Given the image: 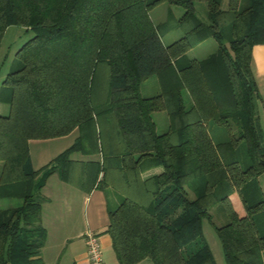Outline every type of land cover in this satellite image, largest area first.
<instances>
[{"label":"trees","instance_id":"trees-1","mask_svg":"<svg viewBox=\"0 0 264 264\" xmlns=\"http://www.w3.org/2000/svg\"><path fill=\"white\" fill-rule=\"evenodd\" d=\"M161 1L183 7V33L169 43L165 21L149 14ZM194 1L0 0V39L10 24L33 30L0 82L8 104L0 112V197L21 199L0 207V264H44L40 189L53 172L86 191L106 185L122 194L106 227L118 264H215L201 227L215 202L227 217L213 226L224 263L263 264L264 137L250 50L264 45V0H203L205 19ZM206 37L216 48L188 56ZM153 74L160 91L142 95ZM161 109L168 127L158 132L152 112ZM210 120L227 139H211ZM73 130L69 146L32 166L30 139ZM237 140L244 166L230 150Z\"/></svg>","mask_w":264,"mask_h":264},{"label":"rangeland","instance_id":"rangeland-1","mask_svg":"<svg viewBox=\"0 0 264 264\" xmlns=\"http://www.w3.org/2000/svg\"><path fill=\"white\" fill-rule=\"evenodd\" d=\"M226 1L227 0H221L220 7H224ZM182 12L183 7L181 5L168 1L158 2L149 10V14L153 22L158 23L165 21V27L167 28L161 30L160 32L161 39L164 43H169L182 35L183 28L179 24V17ZM194 13L198 18L205 19V3L203 0L194 1ZM32 35V29L20 24H10L5 27L0 39V82L9 69L16 50ZM215 48V40L211 37H206L194 46L190 47L186 53L188 56L201 58L212 52ZM251 69L257 89V96L255 97V110L264 137V71L258 72L252 62ZM159 91L160 87L158 78L154 74L144 79L140 84V92L142 95H152ZM7 111L8 104L0 102V112L6 113ZM152 115L158 132L167 129L168 116L165 110H155L152 112ZM230 125L233 135L236 136L238 126L234 119H230ZM207 130L214 142L227 139V134L224 128L211 120L207 123ZM75 135L76 131L73 130L61 137L32 139L29 143V154L32 166L34 168H38L46 163L48 159L53 157L52 155H56L59 151L69 146L73 142ZM230 150L234 153L240 165L244 166L247 158L243 142L241 140H237L234 145L230 146ZM257 180L264 198V170L257 175ZM57 199L58 200L54 206L60 207V199ZM20 201L21 199L18 197H0V207L16 205L20 203ZM76 211L78 218L77 223L80 228L83 222L82 204H80V202L76 205ZM208 213L209 219L206 217L201 219L202 238L208 244L215 264H225L219 240L213 226L224 223L227 217L220 202L211 204L208 207ZM53 229V227L50 228V239H47L46 246L43 249L45 261L47 264H70L69 253L67 252L65 245H63V250L61 249L63 246L58 248L56 241L57 236L55 235Z\"/></svg>","mask_w":264,"mask_h":264},{"label":"crops","instance_id":"crops-1","mask_svg":"<svg viewBox=\"0 0 264 264\" xmlns=\"http://www.w3.org/2000/svg\"><path fill=\"white\" fill-rule=\"evenodd\" d=\"M250 52L253 66L258 72H263L264 45L255 43L251 46ZM31 140L32 139L29 140V143ZM72 157L87 158L88 156L79 152H74ZM159 169V167H155L148 172L158 171ZM40 193L43 197L41 204V220L47 230L46 241L42 247L44 264L47 263L43 256V249L46 246L47 239H50V228L52 227L57 236L56 241L58 248L65 245L69 253L70 264L72 262L76 264H88L84 242V232L87 229L94 231L99 236L102 245L103 263L118 264L111 246V237L106 231V227L108 223V209L116 206L122 197L119 191L106 185H97L92 187L89 191H86L77 185L62 180L56 172H53L46 178L40 189ZM57 198L60 199V207L54 206L58 200ZM79 202L82 204L83 211V222L80 228L77 223L78 218L76 211V205ZM63 248L64 246L61 249L63 250ZM263 254L264 249L261 251L262 263L264 264ZM136 264H151V262L148 258H143Z\"/></svg>","mask_w":264,"mask_h":264},{"label":"built area","instance_id":"built-area-1","mask_svg":"<svg viewBox=\"0 0 264 264\" xmlns=\"http://www.w3.org/2000/svg\"><path fill=\"white\" fill-rule=\"evenodd\" d=\"M84 242L88 264H104L99 236L94 231L87 229L84 232Z\"/></svg>","mask_w":264,"mask_h":264}]
</instances>
